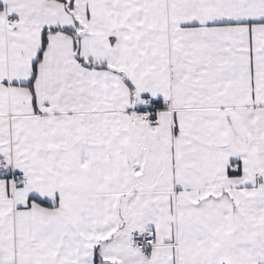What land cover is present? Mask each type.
I'll use <instances>...</instances> for the list:
<instances>
[{
    "label": "snow or ice",
    "instance_id": "1",
    "mask_svg": "<svg viewBox=\"0 0 264 264\" xmlns=\"http://www.w3.org/2000/svg\"><path fill=\"white\" fill-rule=\"evenodd\" d=\"M0 264H264V0H0Z\"/></svg>",
    "mask_w": 264,
    "mask_h": 264
}]
</instances>
